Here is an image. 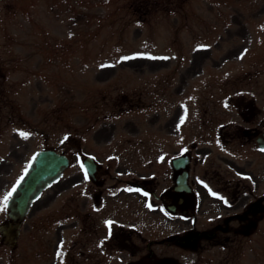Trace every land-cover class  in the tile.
<instances>
[{
    "label": "rangeland",
    "instance_id": "1",
    "mask_svg": "<svg viewBox=\"0 0 264 264\" xmlns=\"http://www.w3.org/2000/svg\"><path fill=\"white\" fill-rule=\"evenodd\" d=\"M261 26L264 0H0V205L69 157L0 264H264Z\"/></svg>",
    "mask_w": 264,
    "mask_h": 264
},
{
    "label": "water",
    "instance_id": "2",
    "mask_svg": "<svg viewBox=\"0 0 264 264\" xmlns=\"http://www.w3.org/2000/svg\"><path fill=\"white\" fill-rule=\"evenodd\" d=\"M258 141L260 146L264 147V138L258 137ZM187 161V155L177 156L172 159L175 168L184 166ZM68 162L66 154L52 148L39 149L34 153L27 165V174H25V169L21 175L23 179L21 180L20 177L18 180L20 181L19 185L16 182L14 187L16 191L13 192L12 190V196L8 201L9 215L12 217L13 222L2 227L5 241L12 243L16 239L20 220L27 213L32 201L40 195L46 186L60 177ZM83 165L90 174L96 168V164L91 156H86L83 159ZM186 177L187 171L184 170L176 180L175 189H187Z\"/></svg>",
    "mask_w": 264,
    "mask_h": 264
},
{
    "label": "snow or ice",
    "instance_id": "3",
    "mask_svg": "<svg viewBox=\"0 0 264 264\" xmlns=\"http://www.w3.org/2000/svg\"><path fill=\"white\" fill-rule=\"evenodd\" d=\"M262 28H264V26H261ZM135 57H129V56H125V57H122L123 60H129V59H134ZM150 59H168V57H149ZM241 58H243L241 56ZM181 123H183V118L181 119ZM20 135L24 138H27L28 137V133L26 132H21ZM67 138V137H66ZM261 151H264V149H261ZM33 159H35V157H33ZM29 167H31V165H29ZM81 167H83V165H81ZM25 174H27V169L25 170ZM87 170H85V179H87ZM23 179V177H21V180ZM20 181H17V185H19ZM16 189L13 188V192H15ZM12 196V193H8L7 196L4 197V200H3V204L0 205V211H4L6 208H7V205H8V201L9 199L11 198ZM109 224H111V222L109 221L108 222ZM58 255H60V253H58Z\"/></svg>",
    "mask_w": 264,
    "mask_h": 264
},
{
    "label": "flooded vegetation",
    "instance_id": "4",
    "mask_svg": "<svg viewBox=\"0 0 264 264\" xmlns=\"http://www.w3.org/2000/svg\"><path fill=\"white\" fill-rule=\"evenodd\" d=\"M259 134H261V133H258V134L256 135L255 139L257 138V136H258ZM261 138H262V137H261ZM262 139H263V138H262ZM196 160H197V159H196ZM188 193H189V192H188ZM194 198H195V196H194ZM177 201H178L179 204H182L183 202H185V197L179 195V196L177 197ZM183 210H186V209H183Z\"/></svg>",
    "mask_w": 264,
    "mask_h": 264
}]
</instances>
